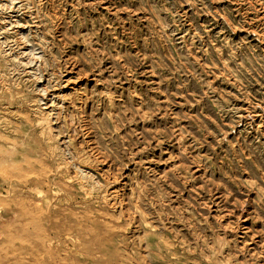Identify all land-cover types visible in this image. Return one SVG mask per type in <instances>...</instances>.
<instances>
[{
    "label": "rangeland",
    "instance_id": "374dc122",
    "mask_svg": "<svg viewBox=\"0 0 264 264\" xmlns=\"http://www.w3.org/2000/svg\"><path fill=\"white\" fill-rule=\"evenodd\" d=\"M263 48L264 0H0V264H264Z\"/></svg>",
    "mask_w": 264,
    "mask_h": 264
},
{
    "label": "bare ground",
    "instance_id": "6f19581e",
    "mask_svg": "<svg viewBox=\"0 0 264 264\" xmlns=\"http://www.w3.org/2000/svg\"><path fill=\"white\" fill-rule=\"evenodd\" d=\"M23 2V1H22ZM77 9V8H76ZM38 22V21H37ZM264 49V48H263ZM132 52V51H131ZM188 57V56H187ZM62 73V72H61ZM180 90V89H179ZM63 91V90H62ZM133 93V92H132ZM131 93V94H132ZM170 93V92H169ZM70 105V104H69ZM82 105V104H81ZM165 105V104H164ZM144 107V106H143ZM69 108V107H68ZM63 110V109H62ZM49 116V115H48ZM65 118V117H64ZM62 119V118H61ZM37 121H39V124H40V126L46 131L45 132V134L47 135V139L49 140V142L50 141H52L53 139H52V131H51V121H49V119H48V117H47V115L46 114H40V116L37 118ZM29 123V122H28ZM33 123V122H32ZM60 123V122H59ZM55 125V124H54ZM90 134V133H89ZM87 136V135H86ZM40 137V136H39ZM119 137V136H118ZM55 141V140H54ZM56 143V142H55ZM52 145V144H51ZM55 145V144H54ZM175 145V144H174ZM52 148V147H51ZM48 151V150H47ZM91 151V150H90ZM96 153V152H95ZM90 154V153H89ZM76 155V154H75ZM86 155V154H85ZM65 158V157H64ZM70 158V157H69ZM77 158V157H76ZM101 158V157H100ZM100 158H99V156H97V154H94V157L92 158V160L89 158V157H79L78 158V161H75V163H76V165H75V173L76 174H83V173H86V174H89V173H92V171H95L96 169H97V166H98V164H97V162L98 163H100L101 162V160H100ZM47 161V160H46ZM107 162V161H106ZM134 165V164H133ZM21 166V165H20ZM25 166V165H24ZM30 167V166H29ZM34 166H32V168H33ZM157 169V168H156ZM34 170V169H33ZM42 170V169H41ZM44 170V169H43ZM117 170V169H116ZM201 170V169H200ZM35 172H37L36 170H35ZM41 172V171H40ZM27 173H28V171H27ZM4 174H7V172H4ZM8 175V174H7ZM43 175H45V174H43ZM121 175V174H120ZM4 176V175H3ZM31 176V175H30ZM33 176V175H32ZM34 176L36 177V175L34 174ZM82 176V175H81ZM7 177V176H6ZM149 178V177H148ZM29 179V178H28ZM68 179V178H67ZM45 180H47V178L46 177H43L42 178V181H45ZM104 183H106V181H104ZM114 184V183H113ZM35 185V184H34ZM58 185V184H57ZM62 186V185H61ZM108 189V187H106V190ZM106 192V191H105ZM49 193V192H48ZM44 195V194H43ZM110 195V194H109ZM3 200V199H2ZM5 201V200H4ZM104 204L105 205H107V206H112V204H113V200L112 199H110L109 197H105L104 198ZM154 201V200H153ZM120 202V201H119ZM42 204H43V200H42ZM41 205V204H40ZM23 206H26L25 204L23 205ZM35 207H38V205L36 204L35 205ZM53 208V207H52ZM57 208V207H56ZM112 208V207H111ZM19 209V208H18ZM24 209H26V211H27V208H24ZM24 209H22V210H24ZM36 209V208H35ZM39 209V212L41 213L40 215H42V217H43V219L45 220V222L47 221L49 224H51V225H53V224H55V221H56V218H55V212L54 211H52V209H51V206H49V203L48 204H43V205H41V207H39L38 208ZM57 209H59L60 210V208H57ZM109 209V208H108ZM170 209V208H169ZM31 210V209H30ZM33 210V209H32ZM64 210H65V208H64ZM20 211V210H19ZM26 211H25V213H26ZM28 211H29V209H28ZM35 211V210H34ZM196 211V210H195ZM21 212V211H20ZM38 212V211H37ZM100 213V212H99ZM38 214V213H37ZM242 214V213H241ZM23 215V214H22ZM21 215V216H22ZM62 215H64V216H67V215H69V213H68V211H62ZM71 215V214H70ZM77 215V214H76ZM32 216V215H31ZM79 216V215H78ZM23 217V216H22ZM28 218H29V216H27ZM26 217V218H27ZM125 218V217H124ZM76 220V219H75ZM120 220V219H119ZM43 222V221H42ZM108 224V223H107ZM170 224V223H169ZM105 225V224H104ZM128 226V225H127ZM7 227V226H6ZM69 227H70V225H69ZM74 227V226H73ZM60 228V227H59ZM94 228H96V227H94ZM69 229H71V228H69ZM51 230V229H50ZM79 230H81V229H79ZM238 230V229H237ZM119 231V230H118ZM76 232V231H75ZM113 232V231H112ZM153 233V232H152ZM232 233V232H231ZM79 235H80V233H78ZM154 234V233H153ZM152 234V235H153ZM149 235H151V234H149ZM156 235V234H155ZM110 237V236H109ZM163 238V237H162ZM166 238V237H165ZM110 239V238H109ZM44 241V240H43ZM73 241V240H72ZM176 245V244H175ZM174 245V246H175ZM168 247V246H167ZM171 247V246H170ZM168 249H169V247H168ZM14 250V249H13ZM51 250H55V249H51ZM98 250V249H97ZM158 250V249H157ZM51 252V251H50ZM25 253V252H24ZM47 253V252H46ZM159 254V253H158ZM49 255V254H48ZM50 255H53V253H51ZM141 255V254H140ZM143 255V254H142ZM159 255H161V254H159ZM158 255V256H159ZM168 255V254H167ZM171 256V255H170ZM173 256V255H172ZM44 257V256H43ZM52 257V256H51ZM136 257V256H135ZM245 257V256H244ZM42 258V257H41ZM54 258V257H53ZM67 258V257H66ZM138 258V257H137ZM146 258V257H145ZM161 258V257H160ZM226 258V257H225ZM149 259V258H148ZM157 259V258H156ZM50 260V259H49ZM142 260V259H141ZM143 261H144V259H143ZM143 261H142V264H143ZM161 261V260H160ZM159 261V262H160ZM165 261V260H164ZM52 262H53V259H52ZM146 262V261H145ZM51 263V262H50ZM49 263V264H50ZM133 263V262H132ZM141 263V262H140ZM148 264V263H147Z\"/></svg>",
    "mask_w": 264,
    "mask_h": 264
}]
</instances>
